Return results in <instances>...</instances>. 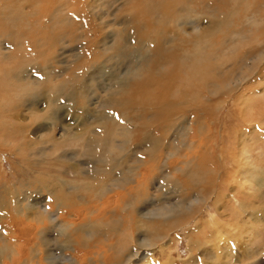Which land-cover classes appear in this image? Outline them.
<instances>
[{
	"label": "rangeland",
	"instance_id": "374dc122",
	"mask_svg": "<svg viewBox=\"0 0 264 264\" xmlns=\"http://www.w3.org/2000/svg\"><path fill=\"white\" fill-rule=\"evenodd\" d=\"M126 2L0 0V264H264V0H183L188 12L169 9L166 17L172 21L159 28L148 23L145 33L131 20L137 15ZM8 16L13 21L7 22ZM222 18L226 24L217 26ZM149 35L160 37L155 46L149 45ZM177 50L189 64L195 50L201 53L195 74L186 80L168 75L171 83L166 76ZM149 53L159 73L150 79L158 82L153 79L146 90L142 82H130L131 93L122 98L130 106H117L115 87L137 73L134 68ZM47 67L53 73L44 79ZM205 73L216 80L212 88L199 85L197 78ZM224 85L230 87L222 90ZM22 86L36 92H29L30 100ZM53 91L55 106L46 96ZM42 92L43 99H37ZM193 95L200 98L192 101ZM226 96L229 103L221 101ZM151 99L162 102L167 114L137 109L136 101ZM29 101L35 112L27 108ZM69 103L74 107L68 112ZM52 108L66 111L59 112V122L71 125L73 135L84 122L90 132L140 124L130 128L133 143L112 163L118 168L92 178L88 165L97 164L86 142L67 140L59 126L51 133L54 122L44 114ZM146 140L156 145L153 153L146 151ZM192 142L199 143L197 150ZM192 157L197 161L187 162ZM173 180L178 190L172 189ZM47 183L55 188L53 202ZM49 204L56 216L65 213L53 225L42 216ZM127 205L134 208L130 214ZM171 209L181 215L149 217ZM111 222L120 233L102 229L94 239L85 238L89 227ZM31 238L32 246L23 244ZM85 242L87 249L80 246ZM116 245L122 249L114 250Z\"/></svg>",
	"mask_w": 264,
	"mask_h": 264
},
{
	"label": "bare ground",
	"instance_id": "6f19581e",
	"mask_svg": "<svg viewBox=\"0 0 264 264\" xmlns=\"http://www.w3.org/2000/svg\"><path fill=\"white\" fill-rule=\"evenodd\" d=\"M156 0H127V2H126V7L128 8V10H130L129 12H131L133 15H137L135 18H132L131 20H133V21H136V23H137V25L139 26V29L140 30H142L143 32L146 30V27H147V25H148V23H153L154 25H158V28H159V26H160V23L162 22V21H164V20H167V21H170L171 19H172V17H166L167 16V12H168V10L169 9H173L174 7H182V12H183V14L184 13H186V12H188L187 11V9H186V7H185V5H184V2H183V0H180V1H182V2H175L176 0H169V1H167V2H164V3H158L157 4V2H155ZM177 1H179V0H177ZM35 8V7H34ZM244 8H246V3H245V5H244ZM33 10V9H32ZM35 10V9H34ZM33 10V11H34ZM30 13H31V11H30ZM35 13H37V12H35ZM170 14V13H169ZM21 15V14H20ZM27 15V14H26ZM170 16V15H169ZM26 18H27V16H25ZM28 17H30V16H28ZM24 18V17H23ZM20 19H22V18H20ZM19 19V20H20ZM6 20H7V22H11V21H13V19H11L9 16L6 18ZM130 20V21H131ZM186 20H189V18H186L185 19V21ZM24 21V20H23ZM172 21V20H171ZM217 22H218V20H217ZM191 23H193V21L191 22ZM226 24V21H225V19H221V21H220V23L217 25V26H222V25H225ZM195 24H197V23H195ZM217 24V23H216ZM178 25V24H177ZM198 25V24H197ZM196 25V26H197ZM141 26H145V27H141ZM152 26V25H151ZM179 26V25H178ZM195 26V27H196ZM151 28V27H150ZM152 28H153V26H152ZM146 31H148V30H146ZM150 31H152L153 32V30H150ZM157 31V30H156ZM145 33V32H144ZM147 33V32H146ZM147 34H144V37L146 36ZM156 36H159V35H156ZM162 37V36H161ZM160 38V37H159ZM159 38H157V37H155V35H149L146 39L147 40H150V44L149 45H152V46H155V44L159 41ZM164 38H166V41H167V39H168V37H164ZM189 38H191V36L189 37ZM169 41H171V40H168V42ZM181 41H184V40H181ZM162 42V41H161ZM164 42V41H163ZM188 42V41H187ZM166 43V42H165ZM171 43V42H170ZM184 43H185V41H184ZM164 46V45H163ZM175 46V45H174ZM149 47V46H148ZM161 47V46H160ZM169 47H171V46H169ZM162 48H165V47H162ZM151 49V48H150ZM177 48H176V46H175V48H174V50H176ZM156 51L158 52V50L156 49ZM150 52V51H149ZM201 53V51H199V50H195V52H194V55H196V56H194V57H192L193 58V64H189L188 62H187V60L185 59V58H183L182 56H181V53H180V50H177L176 52H175V55H176V64H174L173 66H172V70L170 69L169 71V74H167V76L166 77H169V76H178L177 78L178 79H180L182 76L184 77V80H186V75H190V76H193V74H195V71H196V69H197V66H196V62H197V60H199V57L197 56V54L198 53ZM156 53V52H155ZM154 53V54H155ZM164 53V52H163ZM186 54V53H185ZM160 55V54H159ZM166 55V54H165ZM174 55V56H175ZM188 55V54H187ZM190 56V55H189ZM155 57V56H154ZM153 57V55H151V53H149V56H148V58L145 60V62L143 63L142 62V64H140V66H138V67H136V68H134V70L137 72V73H139V74H137V73H134L133 72V74H132V76L130 77V78H126L125 80H127V81H124L123 80V82H121L120 84H118L116 87H115V89H114V93L116 94L114 97H115V101H114V103L117 105V106H124V107H129L130 106V100L129 99H124V101H122V98H123V96H124V92H125V94L127 95L129 92H130V89H129V84H131L130 82H142V86L143 87H145V90L146 89H149V87H151V86H153L154 85V81H153V79L154 78H152V79H150L151 77H155L156 75H158L159 73H158V71H157V68L156 69H154L153 67H152V65H151V60H152V58H154ZM166 57V56H165ZM164 57V58H165ZM202 57V56H201ZM163 58V59H164ZM191 58V57H190ZM51 59V58H50ZM154 60V59H153ZM229 60V59H228ZM192 61V60H191ZM155 62H158V61H156L155 60ZM161 62H163V61H161ZM154 63V62H153ZM49 64V63H48ZM60 64V63H59ZM163 63H160V67L161 68H163ZM226 65V64H225ZM46 67V66H45ZM207 68V67H206ZM52 68H49V67H47L46 68V71L45 72H43L41 75H43V77H44V79H46V78H49V76L51 75V73H53V72H51V71H49V70H51ZM54 69V68H53ZM163 70V69H162ZM166 70V69H165ZM27 71V70H26ZM26 71H22V73L23 72H26ZM38 71V70H37ZM29 72V71H28ZM40 72V71H39ZM81 72H83V71H81ZM204 72V71H203ZM203 72H201V74L203 73ZM207 72V71H206ZM78 73H80V72H78ZM103 73V72H102ZM174 73V74H173ZM185 73V74H184ZM29 74H30V72H29ZM160 74H161V72H160ZM197 74V73H196ZM243 74H245V73H243ZM242 74V77L244 76ZM25 75V74H24ZM81 75V74H80ZM80 75H78V76H80ZM169 75V76H168ZM200 75V74H199ZM94 75H93V73H92V77H93ZM96 76V75H95ZM102 76H103V74H102ZM201 76V75H200ZM23 77H25V76H23ZM28 77H31L32 78V76H28ZM27 77V78H28ZM81 77V76H80ZM127 77V76H126ZM157 77H162V79H163V76L162 75H159V76H157ZM197 77V76H196ZM195 77V78H196ZM21 77H19V79H20ZM30 78V79H31ZM36 78V77H35ZM42 78V77H41ZM165 78V77H164ZM170 78V80H171V83H174V80L171 78V77H169ZM169 78H168V82L170 83V81H169ZM25 79V78H24ZM55 79V78H54ZM188 79H190V77L188 76ZM198 79V81H200V82H203V85L202 84H199L200 85V87H202V88H204L205 86H209V85H211V88L213 87V85H215V83H216V80H215V78L212 76V75H208L207 73H205L204 75H202L201 76V78L199 79V78H197ZM21 80V79H20ZM40 80V79H39ZM92 81H93V79H91ZM155 80V82L157 83L158 81L156 80V79H154ZM192 80V79H191ZM196 80V79H195ZM34 81V80H33ZM36 81V80H35ZM42 81H43V79H42ZM46 81V80H45ZM197 81V82H198ZM185 82V81H184ZM163 82H161L160 84H158V86L159 85H161ZM36 84V83H35ZM34 84V85H35ZM62 84V83H61ZM194 84H196V83H194ZM193 84V85H194ZM232 84H234V83H232ZM240 84V83H239ZM242 84V83H241ZM33 85V83H31L30 84V86L29 87H31V86H34ZM164 85V84H163ZM162 85V86H163ZM174 85V84H173ZM197 85V84H196ZM36 86V85H35ZM132 87V86H131ZM166 87V86H165ZM210 87V86H209ZM215 87V86H214ZM230 87V86H229ZM229 87H227V85H224V86H221V88H222V90H224V89H227V88H229ZM153 88V87H152ZM155 88H157V87H155ZM201 88V89H202ZM22 89L25 91V89H24V87L22 86ZM31 89V91H29V92H32L33 93V91L34 90H32L33 88H30ZM41 89V88H40ZM207 88H205L204 90H206ZM36 90V89H35ZM64 90H65V88H64ZM67 91H68V89H66ZM204 90H202V91H204ZM208 90V89H207ZM209 90H210V88H209ZM26 91L28 92V90L26 89ZM47 91V90H46ZM50 91V90H49ZM59 91V90H58ZM143 91V90H142ZM155 91V90H154ZM159 91V90H158ZM157 91V92H158ZM172 91V90H171ZM26 92V95L25 96H27L28 95V93ZM41 92V91H40ZM48 92V91H47ZM59 92H61V91H59ZM74 92V95H75V93L77 94L78 93V90H74V89H71V93H73ZM145 92V91H144ZM147 92H149L148 90H147ZM162 92V91H161ZM200 92H201V90H200ZM34 93H36L35 91H34ZM69 93V92H68ZM131 93V92H130ZM137 93V92H136ZM135 93V94H136ZM31 93H29V100H30V98H32V96L30 95ZM39 94V95H38ZM37 95V99H38V97H41L42 99H43V94H44V92H42V93H38ZM139 94L140 95H142L140 92H139ZM146 94H148V93H146ZM145 94V95H146ZM161 95V94H160ZM183 95H184V97L186 98V96H188V95H186L185 93H183ZM196 95V94H195ZM195 95H193L194 97H195ZM46 96L49 98V103L51 104V105H53V106H55L56 104H57V98L58 97H56L55 96V94H54V91H53V93H48V94H46ZM67 96V95H66ZM133 96H135V95H133ZM137 96V95H136ZM149 96V95H148ZM167 96V95H166ZM47 97H45V98H47ZM59 97H61V95L59 94ZM132 97V96H131ZM152 97V96H151ZM6 98V97H5ZM25 100H26V98L25 97H23ZM22 98V99H23ZM34 98V97H33ZM70 98H71V96H70ZM74 98V97H73ZM120 100H119V99ZM129 98V97H128ZM144 98V97H143ZM178 98V97H177ZM192 99V101H195V100H197L198 98H200V97H195V98H193V97H191ZM35 99V98H34ZM140 99V98H139ZM163 99H167V98H163ZM66 100V99H65ZM95 100V99H94ZM147 100H149V98L147 99ZM146 100V101H147ZM152 100V99H151ZM190 100V101H191ZM26 101H28V100H26ZM153 101V100H152ZM160 101H163V100H161L160 99ZM221 101H224V102H227V103H229L230 101H229V99H228V97L226 96V98H225V100H221ZM25 102V101H24ZM29 102H32V101H29ZM67 102V101H66ZM75 102V101H74ZM175 102V101H174ZM180 102V101H179ZM187 102H189V101H187ZM34 102H32V103H29V104H27V108L30 110V111H32V112H35L36 111V107H35V104H33ZM60 103V102H59ZM25 104V103H24ZM70 104V103H69ZM161 104H162V102L161 103H157L156 102V100H154L153 102H150V103H148L147 104V102H146V104H145V102L143 103V102H138V101H136L135 102V105L137 106V109L140 107V106H142V112L144 113V111H145V107H150L151 109H155V108H157L161 113H163V114H167L166 112L168 111V108L166 107V106H161ZM18 105V104H17ZM68 105V104H67ZM154 105H156V107H154ZM177 105H179V104H177ZM14 106V105H13ZM66 106V105H65ZM80 106V105H79ZM185 106V105H184ZM34 107V108H33ZM50 107V106H49ZM74 107V105H72L71 106V104L69 105V107H66L65 109H66V111H70L71 110V108H73ZM81 107V106H80ZM82 107H85L84 105L82 106ZM168 107H169V105H168ZM36 108V109H35ZM87 108H88V106H87ZM86 108V109H87ZM5 109V108H4ZM34 109H35V111H34ZM70 109V110H69ZM120 110H121V108H119ZM157 109H155V110H157ZM180 109V108H179ZM85 110V109H84ZM150 110V109H149ZM60 111H63V109L62 110H56L55 108L53 109L52 108V110L51 111H48L47 112V114H44V116H46L47 115V117H48V119L49 120H53V122H54V124L52 125V128H53V130H52V134L55 132V130H56V127H60V128H62L61 129V131L63 132V137L65 138L66 137V139L67 140H69V139H72V138H74V139H82V140H84L85 142H86V147H88V150L86 151L89 155H91L95 160H96V162H95V164H97V166L96 165H92V164H90V165H88V167H89V169H90V171H89V175L91 176L92 175V178H96V177H98V176H104V175H108V173L110 172V171H114V170H116L117 168H118V166H113L112 165V163L114 162V161H119V158L121 157V155L123 154V153H125L126 152V150L129 148V146L133 143V140L131 141V143H130V140H131V133H130V128H134L135 130H136V126L138 125V124H140L139 122H137V121H134V122H130V123H128L129 122V118H127V128H124V127H122L121 129H119V130H117V131H115V130H113V129H111V130H109V128H108V126L107 125H104V126H102V128L99 130V132H94L93 130L90 132L88 129H87V126L86 125H88V124H86L87 122H84L83 124H80V125H82L81 127L82 128H80L78 131L79 132H77V134L76 135H73V134H71V132H72V129L70 128V127H72L71 125H69V124H63V123H60L59 122V119L61 120L62 119V117H60V115H59V112ZM65 111V110H64ZM63 111V112H64ZM66 111H65V113H66ZM78 111H79V113L82 111V110H79L78 109ZM169 111L170 112H172L173 110H172V108H171V106L169 107ZM83 112V111H82ZM152 112V111H151ZM155 112H157V111H155ZM31 113V112H30ZM37 113V112H36ZM39 114V113H38ZM43 114H42V116H43ZM84 114H87V113H84ZM83 114V115H84ZM88 116L90 115V114H87ZM151 115V114H150ZM161 115V114H160ZM159 115V116H160ZM17 116V115H16ZM82 116V115H81ZM87 116V117H88ZM33 117V116H32ZM152 117H154V113H153V115H152ZM16 118V117H15ZM39 118V117H38ZM43 118V117H42ZM85 118V117H84ZM109 119L110 118H108V120H106V121H109ZM167 119V118H166ZM17 120V119H16ZM19 120V119H18ZM22 120V119H21ZM86 120V119H85ZM20 121V120H19ZM88 121V120H87ZM125 122H126V117H125ZM20 123H22V122H20ZM108 122H106V124H107ZM169 123V122H168ZM44 124V123H43ZM74 124V123H73ZM79 125V126H80ZM196 125V124H195ZM23 126V129H21V131H24V129H25V127H24V125L23 124H20V127H22ZM30 127V126H29ZM205 127V126H204ZM59 128V129H60ZM201 128H202V125H201ZM73 129H76V128H73ZM83 129V130H82ZM26 130V129H25ZM58 130V129H57ZM196 130H197V128H196ZM111 131H113L114 132V134H112V135H110V132ZM193 131V130H192ZM209 131V130H208ZM202 132V131H201ZM210 132H211V130H210ZM210 132H209V134H210ZM149 133H151V131H149ZM190 133V132H189ZM205 133V132H204ZM89 134H91V135H94L93 137H89L88 135ZM198 135H199V133H198ZM205 135V134H204ZM206 135H208V133L206 134ZM199 136H201V135H199ZM35 137V136H34ZM52 137L53 136H51L50 137V139H52ZM87 137V138H86ZM86 138V139H85ZM43 140V139H42ZM28 141V140H27ZM62 141H66V140H62ZM148 143H149V146H147V149H146V151L148 152V153H153V151H155V149H156V145H154V146H152L153 144H154V142H153V144H152V141H149V140H146ZM42 142V141H41ZM116 142V144H118V145H114L113 143H115ZM28 143V142H27ZM50 143H52V142H50ZM53 144V143H52ZM51 144V145H52ZM56 144V143H55ZM193 147H195L196 148V150H197V147H198V145H199V143L197 142H192V143H190ZM4 145H5V143H4ZM30 145V144H29ZM57 145V144H56ZM148 145V144H147ZM30 147H31V145H30ZM186 147V146H185ZM157 148H159V147H157ZM189 149V148H188ZM18 150V149H17ZM31 150V149H30ZM190 150V149H189ZM29 151V150H28ZM27 151V152H28ZM34 151V150H33ZM191 151V150H190ZM211 151V149L209 148V152ZM18 152V151H17ZM30 152V151H29ZM85 152V153H86ZM207 153H209L208 151H206ZM32 153V152H31ZM38 154H40V153H38ZM87 154V155H88ZM33 155V154H32ZM41 155V154H40ZM39 155V156H40ZM83 156H85V155H83ZM202 160H204V159H202ZM197 161V159L196 158H194V157H192V158H190V159H188L187 160V162H196ZM206 162V161H205ZM211 162V161H210ZM140 163H142V161L140 162ZM209 163V162H208ZM196 165V164H195ZM210 165H211V163H210ZM96 166V167H95ZM95 167V168H94ZM136 167V166H135ZM193 167V166H192ZM33 168H35V167H33ZM200 168V167H199ZM210 168V167H209ZM93 169V170H92ZM135 169V168H134ZM198 169V168H197ZM195 170V169H194ZM208 170H210L211 171V169H206V173H208ZM213 170V169H212ZM36 171V170H35ZM197 171V170H196ZM193 172H195V171H193ZM254 172V170H252V173ZM200 173V172H199ZM210 173H212V172H210ZM190 174L192 175V171L190 172ZM189 174V175H190ZM201 174V173H200ZM117 175V174H116ZM116 175H114L113 177H116ZM193 175H194V173H193ZM202 176V175H201ZM207 176H209V175H207ZM192 177H195V176H192ZM212 178V177H211ZM195 179V178H194ZM199 180L201 179L200 177L198 178ZM208 179H210V177L208 178ZM195 180H197V179H195ZM212 180V179H211ZM47 181V180H46ZM170 182V181H169ZM171 183V182H170ZM62 185H63V182L61 183ZM211 184H214V178H213V180H212V182H211ZM44 186H45V190H47L48 191V193H49V197L51 198V202H53V198H52V196L54 195L53 193H54V191H55V188L54 187H52V186H50V185H48V183L47 184H43ZM88 185H91V183H89ZM172 189H173V187L175 188V189H177L178 190V186H179V183L177 182H174V180L172 181ZM125 187V186H124ZM123 186H121V188L123 189L124 188ZM164 187H169V186H167V185H164ZM108 188H110L109 186H108ZM107 188V189H108ZM33 189V188H32ZM7 191V190H6ZM56 192H58V191H56ZM175 193H177V192H175ZM180 193V192H179ZM1 194V193H0ZM19 194V193H18ZM178 194V193H177ZM5 195H7L8 196V194H6L5 193ZM21 197V196H20ZM35 198V197H34ZM47 201L46 202H49L48 201V198L46 199ZM205 200H206V197H202V198H199V202L201 203V204H203L204 202H205ZM13 201V200H12ZM24 201V200H23ZM50 203V202H49ZM244 203V202H243ZM56 204H58V202L56 203ZM55 204V205H56ZM198 204V203H197ZM38 205V204H37ZM245 205H247V204H245ZM42 206V205H41ZM47 208H43V211L42 212H44L43 214H42V216H45L48 220H49V222L51 223V225H53L59 218H58V216H62V215H65V213H60L59 214V212H57L58 213V215L56 216L55 214H56V209H52V208H50V204L48 205V206H46ZM56 207H57V205H56ZM8 208V207H7ZM21 209V208H20ZM31 209H36V207L35 206H32V208ZM41 209V208H40ZM127 211H129V213L128 214H130V211H132V210H134V208H132V205H127ZM225 209V208H224ZM12 211H13V209H12ZM21 211V210H20ZM23 211V210H22ZM17 214V213H16ZM177 215L178 216H180L181 214H180V212H177L176 210H173V209H171V210H168V211H161V212H158V213H153V214H149V217L150 218H160V219H168V220H172V219H175L176 217H177ZM41 217V216H40ZM60 218H63V217H60ZM25 222V221H24ZM28 223V222H27ZM117 224V222H111V224H109V223H104V224H101V225H95V226H91V227H89V229L88 230H90L88 233H85V238L86 239H94L96 236H98V234H99V232L98 231H100V230H102V229H106L107 230V232H109V233H112L113 231L115 232V233H120V227L118 226V225H116ZM36 225H38V224H36ZM35 225V226H36ZM25 226V225H24ZM42 226V225H41ZM44 226V225H43ZM49 228V227H48ZM25 229V228H24ZM35 229V228H34ZM37 229V228H36ZM64 229V228H63ZM12 230H13V233H15V229L14 228H12ZM47 230V229H46ZM52 230V229H51ZM31 231V230H30ZM76 231V230H75ZM65 232V231H64ZM69 233V232H68ZM100 233H102V232H100ZM25 234V233H24ZM43 234V233H42ZM69 234H71V233H69ZM34 235V234H33ZM44 237H43V242H45L46 241V236H45V231H44ZM68 235V234H67ZM78 236V235H77ZM158 234L157 233H153L152 234V239L153 240H156L157 238H158ZM24 237H25V235H24ZM63 237L65 238V237H67L66 235H63ZM84 237V236H83ZM83 237H82V239H83ZM107 237V236H106ZM30 238V237H29ZM68 238V237H67ZM67 238H65V239H67ZM75 238V237H74ZM42 239V238H41ZM73 239V238H72ZM70 240V239H69ZM84 240V239H83ZM23 241H24V245L26 244V243H29L30 245L32 244V238L31 239H23ZM69 242V241H68ZM71 242V241H70ZM73 243H74V241H73ZM23 245V246H24ZM77 245H79V244H77ZM108 245V244H107ZM26 246H27V244H26ZM32 246V245H31ZM80 246H81V248H83V249H87L88 248V246L86 245V242L82 245V244H80ZM144 246V245H143ZM147 246H149V244L147 245ZM28 247V246H27ZM108 248V247H107ZM110 248V247H109ZM29 249H31V248H29ZM111 249V248H110ZM114 250H117V251H119V250H121L122 248H121V246H119V245H116L114 248H113ZM146 249V248H145ZM112 250V249H111ZM99 252V251H98ZM105 252V251H104ZM106 253V252H105ZM19 255V254H18ZM138 255V254H137ZM98 256V255H97ZM102 257V256H101ZM96 258H98V257H96ZM101 261V260H100ZM171 262H173V260H171L170 261V263ZM11 263V262H10ZM26 264V263H25ZM148 264H150V263H148Z\"/></svg>",
	"mask_w": 264,
	"mask_h": 264
}]
</instances>
